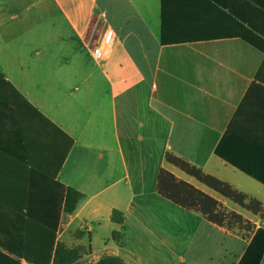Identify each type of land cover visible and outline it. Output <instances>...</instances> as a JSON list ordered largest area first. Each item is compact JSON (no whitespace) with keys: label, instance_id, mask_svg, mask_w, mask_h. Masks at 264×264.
I'll return each instance as SVG.
<instances>
[{"label":"crops","instance_id":"0c3cea01","mask_svg":"<svg viewBox=\"0 0 264 264\" xmlns=\"http://www.w3.org/2000/svg\"><path fill=\"white\" fill-rule=\"evenodd\" d=\"M13 1L0 0V16H10L14 32L0 42V72L73 146L60 169L57 134L44 122L38 121L39 135L26 131L23 137L12 121L3 125L4 236L16 237L10 225L18 222L25 225L20 237L36 244L39 227L56 221L57 242L85 248L78 264H95L107 255L148 264L142 254L163 264H171L172 256L179 264H239L252 234L210 223L162 197L158 175L170 171L264 228L261 216L166 159L183 158L264 206V185L226 161L264 174V149L243 135L264 141V98L248 97L236 130L227 135L264 54L238 37L163 44V0H33L12 9ZM230 4L228 14L252 12L249 0ZM166 7L177 16L191 12L185 0H167ZM196 24L189 18L173 22L176 30ZM107 29L117 41L96 60L93 50ZM54 176L85 196L61 219ZM114 210L123 213V225L112 222ZM103 225L111 238L95 249V231ZM114 231L122 232L120 244L112 240Z\"/></svg>","mask_w":264,"mask_h":264},{"label":"trees","instance_id":"16d2710c","mask_svg":"<svg viewBox=\"0 0 264 264\" xmlns=\"http://www.w3.org/2000/svg\"><path fill=\"white\" fill-rule=\"evenodd\" d=\"M190 6L191 12L185 15H176L168 13L167 0H163V25L162 38L163 44L207 41L223 38L238 37L249 43L264 54V0H249L252 12L249 16L240 14H228L231 8L232 0H185ZM195 19L197 21L194 28L176 30L174 29V19ZM207 21L209 23H207ZM213 23V24H212ZM214 24H216L214 26ZM258 96L261 100L264 98V63L259 69L255 82L253 83L247 98L241 109L237 112L231 122L227 135L236 130V124L241 118L242 108L248 104V97ZM41 120L53 130L54 140H58L60 148V169L66 160V157L73 146V140L63 131L56 127L49 119L42 115L0 72V150L3 151L2 129L5 123L12 121L17 128V134L36 136L40 134L38 121ZM28 129V130H27ZM245 139L252 145L264 149V141L258 138H251L243 134ZM243 136V138H244ZM220 155V151H217ZM167 161L187 174L193 177L199 183L232 201L239 207L261 216L264 220L263 204L243 192L234 188L231 184L224 182L212 175L205 173L202 169L192 165L187 160L167 154ZM237 169L264 185V174L254 172L237 162L226 160ZM54 198L58 197L59 217L63 213L73 214L79 203L84 199V195L75 188L68 187L56 181L53 177ZM158 193L176 204L177 206L201 213L210 223L224 227L230 231H245L246 235H251L250 243L239 264H262L264 261V228H257L251 221L245 219L243 215L229 211L212 195L204 192L195 185L177 178L170 171L162 169L158 175L157 184ZM111 220L118 225L124 224L123 213L114 210ZM29 228L32 224H28ZM0 226V264H22V260L28 264H78L79 260L85 254V248L77 246L68 247L62 242H57V222L50 226L39 227V238L36 244L33 240L24 237L22 232L25 225L14 222L10 225V232H15L16 237H5ZM34 229V227H32ZM21 232V233H20ZM112 240L118 244L122 240V232L114 231ZM95 264H127L121 256L107 255L101 258Z\"/></svg>","mask_w":264,"mask_h":264},{"label":"rangeland","instance_id":"374dc122","mask_svg":"<svg viewBox=\"0 0 264 264\" xmlns=\"http://www.w3.org/2000/svg\"><path fill=\"white\" fill-rule=\"evenodd\" d=\"M33 2V0H15L12 2V4H10V8L12 9H17L23 5H31ZM7 18L6 22H8V24H4V20L3 18ZM9 15L8 16H0V42H3L4 38H8V36L10 35V33H14L13 30H11V23L8 19H9ZM7 26V27H6ZM6 27V28H5ZM111 232L109 231L108 227L106 226H102L101 229H97L95 231V235H94V248L98 249L100 247H102L104 245V243H107L108 240L111 238ZM143 257V259L148 263V264H163L162 261H160L158 258L151 256L149 254H142L141 255ZM171 264H179L178 261V257L176 256H172V260H171Z\"/></svg>","mask_w":264,"mask_h":264},{"label":"built area","instance_id":"2783aa9c","mask_svg":"<svg viewBox=\"0 0 264 264\" xmlns=\"http://www.w3.org/2000/svg\"><path fill=\"white\" fill-rule=\"evenodd\" d=\"M117 41V34L112 29H107L101 38V42L95 46L93 55L96 60H102L106 49H111Z\"/></svg>","mask_w":264,"mask_h":264}]
</instances>
